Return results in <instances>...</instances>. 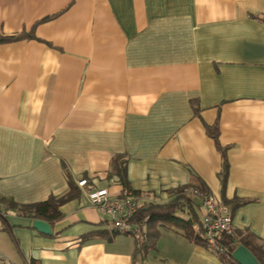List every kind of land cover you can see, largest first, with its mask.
Returning <instances> with one entry per match:
<instances>
[{"label":"crops","instance_id":"0c3cea01","mask_svg":"<svg viewBox=\"0 0 264 264\" xmlns=\"http://www.w3.org/2000/svg\"><path fill=\"white\" fill-rule=\"evenodd\" d=\"M263 19L264 0H0V39L30 35L0 43V264H224L174 231L138 252L78 186L118 196L124 156L139 205L200 184L222 198L207 125L225 197L251 202L233 229L264 249ZM71 181L51 236L11 205Z\"/></svg>","mask_w":264,"mask_h":264},{"label":"trees","instance_id":"16d2710c","mask_svg":"<svg viewBox=\"0 0 264 264\" xmlns=\"http://www.w3.org/2000/svg\"><path fill=\"white\" fill-rule=\"evenodd\" d=\"M264 23V19L262 20ZM30 35L23 34L10 38L0 39V43L11 40L29 38ZM197 105L198 103L195 102ZM199 109H197L198 111ZM199 114V113H198ZM207 134L211 137L223 156L224 172L220 174L222 184V203L230 213H233L241 206L251 203L250 201L228 200L225 197L227 185L228 162L226 159L227 148L223 147L219 141V128L217 125L206 126ZM113 174L120 177L125 189L130 190L127 177V158L118 156L113 163ZM71 192L60 199L50 197L47 201L29 205L19 206L11 203L14 208L20 209L23 215L34 220H44L51 224L62 218L61 207L73 199L77 194L74 182H70ZM193 191H198L203 195H212L207 188L200 184L198 186L183 188L178 196L168 203H142L138 206L133 220L142 221L146 224L149 236L148 242L138 243L137 251L143 254L149 253L157 246L163 231H174L189 242L202 246L209 250L206 243L205 232L202 224V197L197 196ZM138 195V193L133 192ZM114 234H117L114 232ZM218 244L224 250L223 253L216 254L224 264H238L232 257V253L240 246L246 247L257 258L260 264H264V249L258 242V238L250 232L233 231L230 235L223 234L218 237Z\"/></svg>","mask_w":264,"mask_h":264},{"label":"built area","instance_id":"2783aa9c","mask_svg":"<svg viewBox=\"0 0 264 264\" xmlns=\"http://www.w3.org/2000/svg\"><path fill=\"white\" fill-rule=\"evenodd\" d=\"M78 186L89 197L93 206L97 207L107 218L110 228L118 235L132 237L138 243L148 242L149 236L146 224L142 221L133 220L140 203V197L128 189L115 197H112L108 189H95L89 186L88 180L78 182ZM202 197L203 229L209 251L214 254L223 253L224 250L218 244V237L230 235L234 231L233 217L220 197L215 195H203L193 191ZM3 223L0 220V228Z\"/></svg>","mask_w":264,"mask_h":264},{"label":"water","instance_id":"95a60500","mask_svg":"<svg viewBox=\"0 0 264 264\" xmlns=\"http://www.w3.org/2000/svg\"><path fill=\"white\" fill-rule=\"evenodd\" d=\"M33 227L44 235L51 236L53 234L52 227L49 223L35 220ZM232 257L238 264H260L257 258L246 247L240 246L233 253Z\"/></svg>","mask_w":264,"mask_h":264}]
</instances>
